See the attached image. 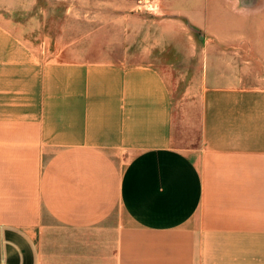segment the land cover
Wrapping results in <instances>:
<instances>
[{"label": "crops", "instance_id": "0c3cea01", "mask_svg": "<svg viewBox=\"0 0 264 264\" xmlns=\"http://www.w3.org/2000/svg\"><path fill=\"white\" fill-rule=\"evenodd\" d=\"M165 1L139 56L2 59L0 30V264H264V0Z\"/></svg>", "mask_w": 264, "mask_h": 264}, {"label": "rangeland", "instance_id": "374dc122", "mask_svg": "<svg viewBox=\"0 0 264 264\" xmlns=\"http://www.w3.org/2000/svg\"><path fill=\"white\" fill-rule=\"evenodd\" d=\"M167 2L151 1L156 11L145 10L153 17L148 14L149 18H143L138 16L139 10L148 5L143 0H0L2 59H15L20 54L55 66L58 62L109 61L116 56H139L149 44L142 39L145 24L149 20L152 24L156 19L163 27L168 25L169 21L165 20L168 17L159 11ZM182 22L186 33L190 34L191 27L186 21ZM162 60L172 66L171 79L177 94L187 87H197L203 59ZM248 76L252 79L245 78L243 83L261 81L256 79L264 78V71L262 67L252 66ZM191 109L190 115L196 107ZM185 115V111L181 113ZM181 118L178 112L173 143L195 148L198 143L196 124L185 131L180 126Z\"/></svg>", "mask_w": 264, "mask_h": 264}]
</instances>
